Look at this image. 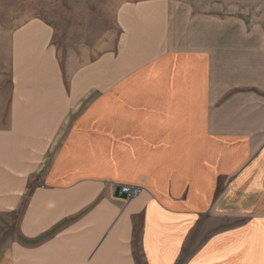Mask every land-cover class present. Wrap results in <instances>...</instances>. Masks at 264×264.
Returning a JSON list of instances; mask_svg holds the SVG:
<instances>
[{
  "label": "crops",
  "instance_id": "obj_1",
  "mask_svg": "<svg viewBox=\"0 0 264 264\" xmlns=\"http://www.w3.org/2000/svg\"><path fill=\"white\" fill-rule=\"evenodd\" d=\"M192 10L127 3L68 82L48 23L4 36L0 264H264V21Z\"/></svg>",
  "mask_w": 264,
  "mask_h": 264
},
{
  "label": "rangeland",
  "instance_id": "obj_2",
  "mask_svg": "<svg viewBox=\"0 0 264 264\" xmlns=\"http://www.w3.org/2000/svg\"><path fill=\"white\" fill-rule=\"evenodd\" d=\"M141 1L148 0H0V67L9 51L4 36L26 21L40 19L53 29V45L68 82L74 71L117 49L122 35L118 23L121 8ZM179 1L192 7V21L217 16L240 17L248 23L264 21V0ZM246 221L245 217L227 218L223 225H244ZM18 223V215L0 214V259L13 240L21 239Z\"/></svg>",
  "mask_w": 264,
  "mask_h": 264
},
{
  "label": "built area",
  "instance_id": "obj_3",
  "mask_svg": "<svg viewBox=\"0 0 264 264\" xmlns=\"http://www.w3.org/2000/svg\"><path fill=\"white\" fill-rule=\"evenodd\" d=\"M120 195L134 196L139 192V187L131 185H121L118 188Z\"/></svg>",
  "mask_w": 264,
  "mask_h": 264
}]
</instances>
